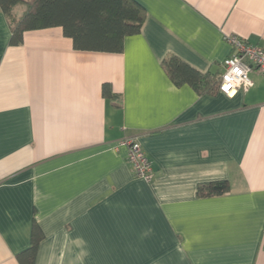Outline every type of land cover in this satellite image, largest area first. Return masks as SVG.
I'll return each instance as SVG.
<instances>
[{
	"label": "crops",
	"instance_id": "1",
	"mask_svg": "<svg viewBox=\"0 0 264 264\" xmlns=\"http://www.w3.org/2000/svg\"><path fill=\"white\" fill-rule=\"evenodd\" d=\"M135 1L145 18L119 52L75 49L60 26L11 45L0 9V264H19L33 223L34 264H264V76L198 95L161 65L173 54L220 76L228 36L264 44V0ZM220 180L229 192L197 196Z\"/></svg>",
	"mask_w": 264,
	"mask_h": 264
},
{
	"label": "trees",
	"instance_id": "2",
	"mask_svg": "<svg viewBox=\"0 0 264 264\" xmlns=\"http://www.w3.org/2000/svg\"><path fill=\"white\" fill-rule=\"evenodd\" d=\"M18 4L25 10L16 18L12 9ZM0 9L9 21L11 45L20 44L25 31L60 26L75 49L107 52L121 51L125 36L138 33L145 18L144 8L135 0H0ZM161 65L176 86L187 84L198 95L218 92L217 73L198 71L173 54L165 56ZM102 93L114 97L109 84H103ZM229 191L227 180L199 184L196 189L199 197ZM42 237L33 223L30 245L16 255L19 264H34Z\"/></svg>",
	"mask_w": 264,
	"mask_h": 264
},
{
	"label": "built area",
	"instance_id": "3",
	"mask_svg": "<svg viewBox=\"0 0 264 264\" xmlns=\"http://www.w3.org/2000/svg\"><path fill=\"white\" fill-rule=\"evenodd\" d=\"M231 54L222 62V72L218 92L233 97L239 90L248 91L253 82L250 73L256 71L264 76V44H251L238 36H228ZM127 146V162L135 177L151 181L153 170L151 162L137 137L124 138Z\"/></svg>",
	"mask_w": 264,
	"mask_h": 264
}]
</instances>
